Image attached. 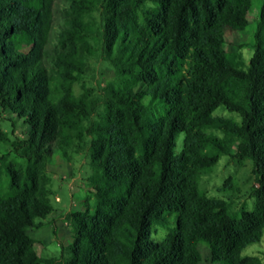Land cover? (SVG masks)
<instances>
[{
    "label": "trees",
    "instance_id": "16d2710c",
    "mask_svg": "<svg viewBox=\"0 0 264 264\" xmlns=\"http://www.w3.org/2000/svg\"><path fill=\"white\" fill-rule=\"evenodd\" d=\"M252 7L0 0V122L8 113L24 132L0 131L17 159L0 149V264H43L29 229L55 211L48 163L55 151L69 161L82 149L95 203L69 212V256L48 264H203L201 242L213 264H264L244 255L264 233V0L246 68L224 48L227 31L247 29ZM100 62L113 76L99 91L86 78ZM219 108L238 117L218 128L223 137L208 132ZM235 147L258 183L253 208L239 213L201 192L203 176Z\"/></svg>",
    "mask_w": 264,
    "mask_h": 264
},
{
    "label": "rangeland",
    "instance_id": "374dc122",
    "mask_svg": "<svg viewBox=\"0 0 264 264\" xmlns=\"http://www.w3.org/2000/svg\"><path fill=\"white\" fill-rule=\"evenodd\" d=\"M61 5V1L59 2ZM262 0H253L252 11L249 16V26L245 31H227L225 50L237 52L242 57V67L246 68L254 54L255 32L259 20V11ZM56 26L62 23V17L57 15L55 18ZM113 76V70L104 62L98 63L96 70L91 72L86 81L88 85L95 86L97 90L106 84ZM75 92L79 94L81 88L75 86ZM217 122L208 132L215 133L220 137L223 134L219 132L229 120H238L237 115L228 112L224 108H219L216 112ZM4 120L0 122V131L11 133L23 137V126L19 125L16 129L12 128L9 122L8 113H4ZM182 145V135L178 137L179 151ZM0 149L4 155H8L12 163L17 162L15 154L10 145L2 144ZM236 147L231 155L223 156L214 167L212 173L204 175L201 180V192L211 198L225 199L235 213L243 209L251 210L255 198L253 190L258 186L252 172V162L235 156ZM93 168L90 157L86 149L78 153L71 152V159L67 161L59 151H55L47 166V177L49 184L47 188L51 190V202L55 208L52 215L42 220L43 225L39 228H30L29 234L36 240L35 249L42 258L43 264L49 262H63L68 256V246L73 243L72 226L67 215L71 211L83 210L87 206H93L95 203L93 195ZM230 182L232 189L222 192L224 184ZM171 226V225H170ZM169 227L159 228L153 232L156 240H162ZM199 250L203 257V264H213L210 260V248L205 242L199 244ZM244 255L258 256L264 260V233L259 243L249 245L244 250Z\"/></svg>",
    "mask_w": 264,
    "mask_h": 264
}]
</instances>
